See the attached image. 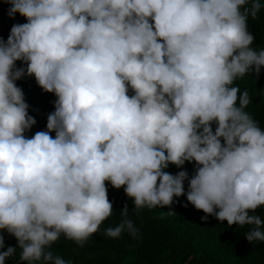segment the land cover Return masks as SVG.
<instances>
[{"label": "clouds", "instance_id": "9594fccd", "mask_svg": "<svg viewBox=\"0 0 264 264\" xmlns=\"http://www.w3.org/2000/svg\"><path fill=\"white\" fill-rule=\"evenodd\" d=\"M6 2L27 22L0 39V229L18 242L0 264L17 252L27 264H71L51 246L61 236L83 246L112 215L105 181L124 186L135 209L185 195L264 242L254 214L264 208V129L235 85L264 66L248 30L262 0ZM24 75L56 96L31 138L36 121L15 84ZM185 161L195 162L190 178L164 171ZM120 215L104 234L135 237L127 205Z\"/></svg>", "mask_w": 264, "mask_h": 264}, {"label": "trees", "instance_id": "16d2710c", "mask_svg": "<svg viewBox=\"0 0 264 264\" xmlns=\"http://www.w3.org/2000/svg\"><path fill=\"white\" fill-rule=\"evenodd\" d=\"M9 7L6 0H0V39L3 40L7 39L13 24L27 22L19 13L10 18L7 14ZM248 30L254 36L252 46L264 49V9L255 19L249 17ZM15 64L26 68V64L19 60ZM15 84L22 89L25 102L29 105L27 112L36 121L24 133L31 138L36 132L46 130L47 115L54 111L56 96L44 91L34 76L24 75ZM235 85L241 92L248 91L252 102L246 111L264 129V66H261L258 74L252 72L238 78ZM212 127L214 130L215 124ZM49 134L54 138V132ZM180 170H186L190 178L195 172V162L185 161L179 168L169 163L164 169L173 175ZM105 185L113 213L102 222L98 231L83 246L63 236L51 246L50 250L54 254L71 264H264V242L251 243L246 239L245 233L251 227L249 225H229L226 220L220 221L214 215L205 214L188 202L185 195L173 197L170 206L135 209L133 198L125 194L124 186L113 188L108 181H105ZM183 186L187 192V179ZM125 205L129 208V218L138 229L137 235L133 237L124 232L118 238L106 236L105 229L115 227L120 222V211ZM254 214L264 220V208H258ZM205 215L207 219L202 220L201 217ZM0 236L4 239V247L0 248V252L8 246L17 247L16 238L6 230L0 229ZM5 264L27 262L20 261L17 252L6 258Z\"/></svg>", "mask_w": 264, "mask_h": 264}]
</instances>
